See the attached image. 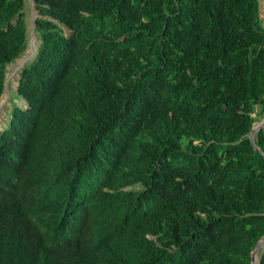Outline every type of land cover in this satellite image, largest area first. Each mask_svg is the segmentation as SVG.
Here are the masks:
<instances>
[{
  "label": "trees",
  "instance_id": "obj_1",
  "mask_svg": "<svg viewBox=\"0 0 264 264\" xmlns=\"http://www.w3.org/2000/svg\"><path fill=\"white\" fill-rule=\"evenodd\" d=\"M33 2L40 42L16 85L28 106L0 129V264H251L259 1ZM23 4L0 0V93Z\"/></svg>",
  "mask_w": 264,
  "mask_h": 264
},
{
  "label": "rangeland",
  "instance_id": "obj_2",
  "mask_svg": "<svg viewBox=\"0 0 264 264\" xmlns=\"http://www.w3.org/2000/svg\"><path fill=\"white\" fill-rule=\"evenodd\" d=\"M258 1L259 17L261 19V24L264 27V0ZM23 12L26 25L25 47L20 52V54L13 60L8 62L5 67V86L0 96V128L5 124L7 120V112L13 102L19 106H23L25 104L24 100L20 96H17L14 91V88L16 86V79L18 77L20 68L34 56L39 43V37L33 23V19L36 15V10L34 8L32 0H24ZM9 98L11 100L8 103ZM261 117L256 119L253 122V125L257 124ZM256 256L258 258V251L256 252Z\"/></svg>",
  "mask_w": 264,
  "mask_h": 264
},
{
  "label": "water",
  "instance_id": "obj_3",
  "mask_svg": "<svg viewBox=\"0 0 264 264\" xmlns=\"http://www.w3.org/2000/svg\"><path fill=\"white\" fill-rule=\"evenodd\" d=\"M264 125V114L262 115L261 119L259 120V122L255 125L252 124L249 132H248V138L250 140L251 145L253 146L254 149L258 150V147L255 145L254 141H253V136L254 133L256 132V130L260 127ZM259 151V150H258ZM262 155L264 156V153H262ZM261 243H263L264 246V236L260 237L253 245L251 251H250V263L251 264H257L254 261L258 246L261 245ZM257 262V261H256Z\"/></svg>",
  "mask_w": 264,
  "mask_h": 264
},
{
  "label": "clouds",
  "instance_id": "obj_4",
  "mask_svg": "<svg viewBox=\"0 0 264 264\" xmlns=\"http://www.w3.org/2000/svg\"><path fill=\"white\" fill-rule=\"evenodd\" d=\"M32 1H33V0H32ZM33 5H34V2H33ZM34 8H35V7H34ZM35 10H36V9H35ZM36 15H37V11H36ZM36 15H35V16H36ZM34 18H35V17H34ZM33 20H34V19H33ZM33 23H34V22H33ZM25 26H26V25H25ZM25 40H26V30H25ZM39 42H40V38H39ZM38 45H39V43H38ZM24 47H25V44H24ZM24 47L22 48V50L24 49ZM37 47H38V46H37ZM22 50H21V51H22ZM36 50H37V49H36ZM35 52H36V51H35ZM19 54H20V53H19ZM19 54H18V55H19ZM18 55H17V56H18ZM14 58H15V57H14ZM14 58H13V59H14ZM32 58H33V57H32ZM32 58H31V59H32ZM13 59H12V60H13ZM31 59H30V60H31ZM9 62H10V61H9ZM24 65H26V64H24ZM24 65H23V66H24ZM23 66H22V67H23ZM5 67H6V66H5ZM20 69H21V68H20ZM19 71H20V70H19ZM18 76H19V74H18ZM17 78H18V77H17ZM16 85H17V79H16ZM4 86H5V72H4V85H3L2 91H3V89H4ZM2 91H1V93H2ZM14 91H15V93H16V86H15V88H14ZM1 93H0V96H1ZM16 94H17V93H16ZM17 96H20V97L24 100L25 104H24L23 106H19V105H17L16 103L13 102V103L10 105V108H9V110H8V112H7V120H6L5 124L3 125V127H1L0 129L4 128V127L7 125L6 123H8V119H9V116H10L11 106H12L13 104H15L16 106H18V107H20V108H22V109H24V108H26V107L28 106L26 100H25L21 95L17 94ZM15 97H16V96H15ZM10 100H11V99L9 98V99H8V103L10 102Z\"/></svg>",
  "mask_w": 264,
  "mask_h": 264
},
{
  "label": "bare ground",
  "instance_id": "obj_5",
  "mask_svg": "<svg viewBox=\"0 0 264 264\" xmlns=\"http://www.w3.org/2000/svg\"><path fill=\"white\" fill-rule=\"evenodd\" d=\"M261 246H263V243H261L260 247H261ZM254 261H255V263H256V261H257V256H256V255H255Z\"/></svg>",
  "mask_w": 264,
  "mask_h": 264
}]
</instances>
